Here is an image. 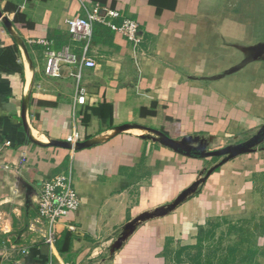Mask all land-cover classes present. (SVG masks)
<instances>
[{"label": "crops", "instance_id": "1", "mask_svg": "<svg viewBox=\"0 0 264 264\" xmlns=\"http://www.w3.org/2000/svg\"><path fill=\"white\" fill-rule=\"evenodd\" d=\"M225 1L0 0V13L8 21L14 17L6 10L11 5L33 24L31 30L16 31L27 48L30 73L0 22V218L6 220L0 229V264H43L50 256L53 264H173L182 248L194 246L205 222L198 221L200 191L169 215L140 225L112 257L107 255L128 221L171 202L195 180L203 160L186 159L135 132L78 152L39 147L24 134L21 102L31 87L26 121L42 143L85 140L123 124L162 129L170 138L240 137L264 120L254 122L252 116L260 115L252 110L261 104L247 101L243 85L236 89L224 79L210 78L218 64L214 58L227 57L225 41L242 31L226 14ZM95 4L136 21L138 38L131 42L94 26L87 56L96 66L81 72L86 103L73 116L71 68L62 66L56 76H46L45 47L37 42H47L53 51L68 47L79 55L81 43L71 40L65 21L83 17ZM151 103L157 105L156 116L141 117L140 109ZM69 171L80 206L56 226L57 237L65 231L72 236L68 252L60 254L55 244L49 247L30 233L26 223L36 216L42 183ZM15 174L36 192L27 214L23 194L14 189ZM175 245L178 252L172 251Z\"/></svg>", "mask_w": 264, "mask_h": 264}, {"label": "rangeland", "instance_id": "2", "mask_svg": "<svg viewBox=\"0 0 264 264\" xmlns=\"http://www.w3.org/2000/svg\"><path fill=\"white\" fill-rule=\"evenodd\" d=\"M257 1L226 0V14L235 17L240 13L239 6L244 8L245 5L250 6L251 2L256 5ZM257 10L259 16L254 18L252 12L249 14V19H253L254 26L261 24L264 34V4ZM232 12H235L234 16ZM254 40L252 36L241 40L242 42L227 39L224 44L227 48V57L214 58V62L227 66L231 61L233 64L234 61L239 63L242 60L243 62L248 54L247 50ZM237 45L243 49L238 48ZM260 53L262 56L264 49ZM246 68L236 76L226 78L225 81L236 89L239 85H243L244 92L248 96L247 101L252 106L261 104V107L252 110L253 113L257 112L260 115L252 116L257 118L254 122L260 123L264 120L261 118L264 115V83L255 78V66ZM252 76H254L255 82H250ZM236 79H239V83ZM246 82L247 85H245ZM260 143L263 144L264 140ZM260 143L259 145H261ZM257 152L254 150L251 154L241 155L224 164L215 171L217 174L210 176L208 182L200 188L199 194L203 203L198 205V209H202L198 215V221L205 220L202 224L204 233L201 235L200 242L194 241V245H196L192 249L181 251L179 256L181 258L173 264H259L258 259L264 262V222H262L264 215V152ZM217 159L219 157L214 158V161ZM209 161L213 160H203V167ZM207 216L209 218H206ZM19 219L23 220L22 217ZM5 221L0 218V229L6 224ZM191 224L192 222H187V226L192 228ZM16 225L18 224L16 223ZM194 237L196 239L197 235ZM178 250L179 245L172 248L173 252H178Z\"/></svg>", "mask_w": 264, "mask_h": 264}, {"label": "water", "instance_id": "3", "mask_svg": "<svg viewBox=\"0 0 264 264\" xmlns=\"http://www.w3.org/2000/svg\"><path fill=\"white\" fill-rule=\"evenodd\" d=\"M0 22L4 26L7 33L10 35L15 45L20 49L24 61L27 64L29 72H33V66L28 56L27 48L23 40L19 37L16 30L13 28L12 23L0 13ZM181 70H178V72ZM182 72V71H181ZM33 82V81H32ZM32 86V85H31ZM31 87H28L26 94L21 102V123L24 134L27 140L39 147H54L65 149L73 152H78L86 149H90L95 146L102 145L113 137L126 134V133H139V139L149 140L150 142L157 144L159 147L170 150L173 153L180 155L186 159L195 160H207L219 157L216 162L209 161L197 174L195 180L183 189L171 202L157 207L152 210H148L136 215L130 221H128L121 229L119 235L112 241L108 247L107 255L112 257L114 253L119 250L122 245L132 236L134 231L145 222L161 218L169 215L179 206L185 203L187 200L194 197L204 185L207 178L212 175L217 169H219L225 163L237 158L241 155L252 153L253 147L256 146L264 139V124L255 127L248 132H255L254 135L249 137L246 141L240 142L239 136L223 139L220 137L207 136V135H188L178 138H170L163 132L156 129L143 127L137 124H123L120 126L109 128L103 131L101 134L88 138L85 140L75 141L70 143L66 140H48L47 143H42L32 135V132L26 121V110L28 106V99ZM14 189L20 195L24 196V207L27 214L28 209L36 197V192L32 186H30L20 175H14ZM27 226V223H26ZM105 260V259H104ZM102 260V261H104Z\"/></svg>", "mask_w": 264, "mask_h": 264}, {"label": "built area", "instance_id": "4", "mask_svg": "<svg viewBox=\"0 0 264 264\" xmlns=\"http://www.w3.org/2000/svg\"><path fill=\"white\" fill-rule=\"evenodd\" d=\"M84 14L81 18H70L65 21L67 33L71 40L81 43L79 55L71 52L68 47L53 51L48 47L47 42H37V44L45 47L44 73L46 76H56L62 66L71 68L70 74L75 82L73 116L76 108L84 106L86 103V89L80 85L81 72L83 69H93L96 66L95 61L87 56L94 26L98 24L106 27L131 42L137 41L139 30L136 21L123 18L117 10L101 8L98 4H95L90 10H85ZM118 19H121L120 23L115 24L114 21ZM66 141L74 143L75 139L68 137ZM35 204L36 216L28 222L27 230L38 236L42 243L53 247L57 238V224L60 220L75 213L80 206L70 171L43 182ZM67 228L70 231L73 230L71 226H67ZM12 251L15 252L16 249H12ZM23 252L24 250H21V253ZM43 264H53L51 256Z\"/></svg>", "mask_w": 264, "mask_h": 264}, {"label": "flooded vegetation", "instance_id": "5", "mask_svg": "<svg viewBox=\"0 0 264 264\" xmlns=\"http://www.w3.org/2000/svg\"><path fill=\"white\" fill-rule=\"evenodd\" d=\"M264 0H258L257 4L255 5L254 2H251L250 6L245 5L244 8L243 6H239V11L240 13L237 14L235 17H231L232 20L239 24L241 26V34H236L233 37L230 38L232 41H237V42H242L241 40L246 39L248 36H252L253 39H255L252 42V45L249 46L248 54L245 56L244 61L242 60L238 63V61H234V64L231 63L227 66L225 64H217L216 69L214 71V75H212L210 78L214 81L230 78L236 76L239 72L244 70L247 66L253 67L255 66V72H256V77L260 82L264 83V53L261 56V51L263 52L264 49V34L262 33V28L261 24L259 26H254L252 22L253 19H249L250 15L253 12V17L256 18L259 16V9L264 3ZM238 11V12H239ZM233 16L235 12H232ZM245 19V20H243ZM248 25V27H247ZM260 30V31H259ZM254 33V34H253ZM225 44V43H224ZM238 48L243 49L241 46L237 45ZM225 63V62H224ZM247 69V68H246ZM238 78V77H237ZM254 76L250 79V82H255ZM211 79H207L211 80ZM236 81L239 83V79H236ZM248 83L246 82L245 85ZM264 87V85H263ZM264 90V88H263ZM264 124V121L260 123L258 126H261ZM255 126V127H258ZM255 132H245L244 134L240 135V142L246 141L249 137L254 135ZM264 140V139H263ZM261 144V143H260ZM254 150H257V153L264 152V143L259 145V143L253 147ZM263 149V150H261ZM246 155V154H245ZM211 162H216V161H211ZM264 222V215H263V221Z\"/></svg>", "mask_w": 264, "mask_h": 264}, {"label": "trees", "instance_id": "6", "mask_svg": "<svg viewBox=\"0 0 264 264\" xmlns=\"http://www.w3.org/2000/svg\"><path fill=\"white\" fill-rule=\"evenodd\" d=\"M6 10L7 11L11 10L12 12H14V17H13L12 23H13V26L16 29V31H19L20 28H22L24 30H31L33 28V24L31 22H29L28 20H26L25 16L23 14L19 13L15 7L8 5L6 7ZM156 114H157V105L155 103H151L148 108H141L140 109V116L141 117H147V116L155 117ZM160 131H162L165 135L169 136L162 129H160ZM203 233H204L203 227H199L198 231H197L196 241L200 242V238H201V235ZM71 239H72V236H71L70 232H68V231L63 232L59 237H57L56 241H55V248H56L57 252L60 254L68 252ZM192 247L193 246L184 247L181 249V251L192 249Z\"/></svg>", "mask_w": 264, "mask_h": 264}]
</instances>
